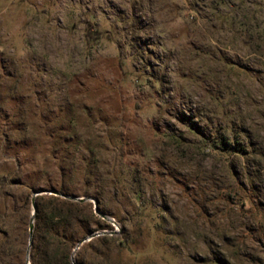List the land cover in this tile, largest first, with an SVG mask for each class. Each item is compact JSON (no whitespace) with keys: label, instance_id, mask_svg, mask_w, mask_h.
Instances as JSON below:
<instances>
[{"label":"rangeland","instance_id":"rangeland-1","mask_svg":"<svg viewBox=\"0 0 264 264\" xmlns=\"http://www.w3.org/2000/svg\"><path fill=\"white\" fill-rule=\"evenodd\" d=\"M225 13L264 0H0V213L62 190L113 219L88 264H264L263 57ZM236 116L258 153L203 154Z\"/></svg>","mask_w":264,"mask_h":264},{"label":"trees","instance_id":"trees-1","mask_svg":"<svg viewBox=\"0 0 264 264\" xmlns=\"http://www.w3.org/2000/svg\"><path fill=\"white\" fill-rule=\"evenodd\" d=\"M220 17L223 22H227L229 30L234 34V41H240L253 54L259 53L263 57L264 65V22L256 27L251 24V19L244 17L229 16L226 13L221 14ZM231 65L241 68L239 63ZM241 119L242 117L236 116L231 126L219 128L221 131L219 137L204 138L202 153L205 154V150L217 151L219 157L225 156V159H228L232 153L245 155L247 158L254 157L259 147L250 141V135L242 126ZM228 129L231 131V138L227 135ZM242 136L247 137L252 146L248 152L243 139H240ZM232 166L230 162L227 168L232 175H235ZM56 192L58 195L42 193L34 197V228L28 252L29 262L30 264H88L83 257L77 258V254L73 257V253L78 243L92 234L91 224H95L98 230L104 229L101 223H105L106 220L96 215L93 203L88 199L73 200L62 197L61 195H65L62 190ZM32 196L28 194L21 206L12 205L13 213H0V264H24L25 256L27 258L30 217L28 219L27 214H20V210L25 204H31ZM96 203L102 213V203L100 200H96ZM115 240L114 237L104 234L98 236L97 240L92 238L91 243L87 245L83 243L85 246L83 244L81 246L83 249L92 248L93 241L98 242L102 249H106L107 245Z\"/></svg>","mask_w":264,"mask_h":264},{"label":"water","instance_id":"water-1","mask_svg":"<svg viewBox=\"0 0 264 264\" xmlns=\"http://www.w3.org/2000/svg\"><path fill=\"white\" fill-rule=\"evenodd\" d=\"M42 193H49V194H53V195H58V193L56 191H40V192H35L32 196V199H31V206H32V213H31V216H30V219H29V225H28V231H29V244H28V249H27V259H28V252H29V248H30V245H31V242H32V235H33V228H34V215H35V204H34V197L39 195V194H42ZM62 197H65V198H69V199H73V200H80V201H84V200H87V198L85 197H71V196H66V195H61ZM93 208H94V212L99 215L101 218L105 219V220H108L110 222H113V219H111L110 217L106 216L105 214L101 213L99 211V208L97 207V203L96 201L93 200ZM102 234H105V233H109L110 235L114 234L115 232L114 231H110V232H106V231H103L101 232ZM100 233H92L90 234L89 236H87L86 238L82 239L79 243H78V246L77 248H79L83 243L91 240L92 238L96 237V236H99ZM76 264V263H74Z\"/></svg>","mask_w":264,"mask_h":264}]
</instances>
